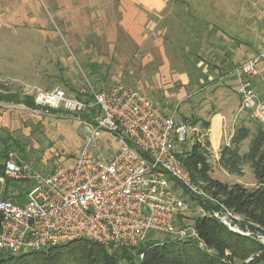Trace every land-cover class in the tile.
Segmentation results:
<instances>
[{"label": "built area", "instance_id": "obj_1", "mask_svg": "<svg viewBox=\"0 0 264 264\" xmlns=\"http://www.w3.org/2000/svg\"><path fill=\"white\" fill-rule=\"evenodd\" d=\"M227 76L240 98V111L264 125V92L254 85L258 78L264 82V48L223 78ZM86 81L85 97L62 87L25 94L43 113L55 110L75 117L82 126V145L73 158L46 173L7 151L0 173V250L18 254L87 238L111 251H135L151 231L177 239L198 237L194 225L177 222L190 207L184 191L198 200L211 199L180 156L185 152L179 146L189 135L196 142L192 128L177 121V110L164 111L138 88L117 82L98 90ZM13 180L31 183L23 194L13 193L16 202L9 188ZM223 210L202 208L201 215H213L240 232L227 221L232 211Z\"/></svg>", "mask_w": 264, "mask_h": 264}, {"label": "crops", "instance_id": "obj_2", "mask_svg": "<svg viewBox=\"0 0 264 264\" xmlns=\"http://www.w3.org/2000/svg\"><path fill=\"white\" fill-rule=\"evenodd\" d=\"M260 25L264 0H0V81L20 80L24 71L39 81L56 75L47 65L25 68L37 61L30 54L45 47V61L65 64L66 90L85 97L80 72L54 26L60 27L98 90L117 82L140 89L164 111L177 110V121L192 128L191 138L206 136L216 155L243 119L232 77L223 86L216 80L264 48L255 35ZM24 46L28 59L21 60ZM260 79L254 80L257 90ZM1 127L0 121V133Z\"/></svg>", "mask_w": 264, "mask_h": 264}, {"label": "trees", "instance_id": "obj_3", "mask_svg": "<svg viewBox=\"0 0 264 264\" xmlns=\"http://www.w3.org/2000/svg\"><path fill=\"white\" fill-rule=\"evenodd\" d=\"M18 95L0 92V101L23 103L37 109L31 96L20 98ZM209 125L204 122L205 127ZM250 134L248 125L237 126L231 143L221 151L220 161L232 173H242L241 167L250 164L256 176V187L250 188L240 182L227 183L212 177L207 148L209 140H206L207 146L196 141L188 152L180 156L194 180L203 182L210 193L211 199L198 200L206 212L215 210L217 204H212L215 200L243 216L252 231L264 235V128L256 131L249 149L241 152L242 143ZM6 153L2 155L3 159ZM3 168L4 165L0 164V173ZM182 218L184 222L180 219L181 225H186L187 219L192 221L188 224L194 225L198 237L153 242L147 247L141 245L135 251L128 248L111 251L99 242L80 238L18 254L0 250V264H136L141 253V264H264V243L259 233L246 235L237 232L210 214L192 217L183 214Z\"/></svg>", "mask_w": 264, "mask_h": 264}, {"label": "rangeland", "instance_id": "obj_4", "mask_svg": "<svg viewBox=\"0 0 264 264\" xmlns=\"http://www.w3.org/2000/svg\"><path fill=\"white\" fill-rule=\"evenodd\" d=\"M54 27L56 33L58 34L59 40L61 41V44H63L64 50L73 59L72 64L74 68L80 72L79 75L80 79H77L79 86L86 87L88 83L86 81L87 79L94 85L92 79L88 76L87 73H85V69H83V66H80V64L78 63L79 56L77 52L76 51L74 52L73 48L69 46V43L66 42L65 38L63 37L64 32L60 29V27L59 28L56 26ZM255 35L256 36L260 35L261 37H259L258 41L264 43L263 25L259 26L258 32L255 33ZM18 45L20 46V44ZM20 48L22 50L19 51V59L21 60L28 59V56L25 55V51L28 50L27 46ZM0 51L3 52V49H1ZM49 53H50L49 50H47L45 47H42V49L39 50L37 53L30 54L31 55L29 56L30 59L33 56H37L36 58L37 61H35V64L26 63L25 68L29 66L32 68L33 65L37 67V65L39 64L42 69L47 65V67H49V70H53V71L56 70V75L54 74H51L50 76L46 75V77L43 78V80L39 81L38 79L30 78L29 76L31 75V73L29 71H24L25 76H23V78L20 80L13 79L9 81L8 80L0 81V92L18 93L19 94L18 96L22 98L24 97V94H28V93L31 94V92L37 90L38 88L53 89L55 87H62L66 89L64 87L65 80L62 78L63 71H61V68H63L65 64L63 65V61L60 62L59 58H56L57 61L55 63L53 61H45L47 59L46 55H48ZM38 57L41 58V60L43 59V62H39ZM234 67L229 68L230 71L233 70ZM0 71H3V63H0ZM230 71L227 73H230ZM52 76L55 77L52 78ZM228 77L229 76H227L226 78L223 77L218 78L216 82L217 83L222 82L223 84L220 86H223L225 83L230 82V79ZM257 85H258V90L264 92V82L261 79L260 81H258V83H256V86ZM30 94L28 96L32 97V95ZM2 104L3 105L0 106V110H1L0 121L2 126L1 127L2 133H0V136L3 139V141L2 139L0 140V162L2 161V155H4L5 151L14 150L18 154H20L24 160L29 162L30 165H32L33 169L42 173H46L47 171L51 170L52 167L55 166V164L66 162L77 154L78 152L77 149L82 145L83 131H82V127L80 126L78 120L75 117L65 112L56 111V112L43 113L38 109H35L33 107L31 108L30 106H27L23 103L22 104L7 103L3 101ZM248 116H249L248 112L243 111L241 117L243 119H241L239 123V125L241 124L248 125L251 130L250 136L247 139H245L242 143L241 152H246L249 149L251 141L254 135L256 134V131L261 127L264 128L263 124L247 118ZM105 140L107 139H104V141ZM201 140L204 143L203 146H207L206 140H208V138L206 136L204 137L201 136ZM226 141H228L227 138ZM191 146L192 143L189 135L187 141L180 144L179 149H181L184 152H188L191 149ZM223 147L216 155L215 154L211 155V153H209V160L212 164L211 176L227 183L240 182L250 188L256 187L257 185L256 176L250 164H244L241 167L242 173L241 172L232 173L222 165L220 161V155ZM30 186L31 183L28 181H23V180L10 181L9 188L12 190L10 191V195L13 201L16 202L18 200L17 196H13L14 192L16 193L17 191H20L23 194L24 192L28 191ZM183 195L185 197V200L190 206L189 210L186 213L194 216L198 214H202L201 209L203 207L201 208L200 201L198 202V199L196 200V198L190 195L187 191H184ZM215 203L217 204V207H215V209L223 210L224 206L220 202H216L215 200H213L212 204ZM232 213L233 214L231 215L228 214L227 216V221L231 224L232 227L238 229L240 232H244L247 234L259 233L252 231V229L249 227V224L246 222L243 216L235 214L234 212ZM182 216L183 214L180 215L179 217L180 219H182V222H184L183 218L184 219L186 218L185 217L182 218ZM187 223H189V221ZM227 226L229 227V225ZM173 238L174 235L170 233H166L162 231H151L146 241L142 243V246L147 247L150 243L163 242L165 240L168 239L171 240ZM259 238L264 243V235L259 233ZM139 260L141 261L140 258L136 259V264H141ZM122 264H126V263L123 262Z\"/></svg>", "mask_w": 264, "mask_h": 264}]
</instances>
